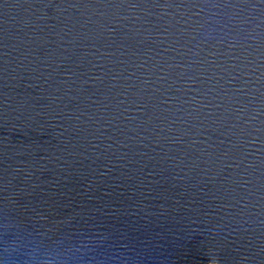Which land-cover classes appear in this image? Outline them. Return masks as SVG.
Returning <instances> with one entry per match:
<instances>
[{
    "label": "water",
    "instance_id": "95a60500",
    "mask_svg": "<svg viewBox=\"0 0 264 264\" xmlns=\"http://www.w3.org/2000/svg\"><path fill=\"white\" fill-rule=\"evenodd\" d=\"M0 264H264V0H0Z\"/></svg>",
    "mask_w": 264,
    "mask_h": 264
}]
</instances>
